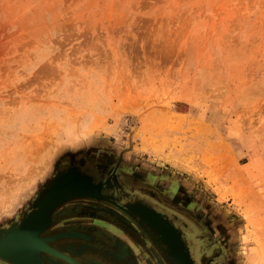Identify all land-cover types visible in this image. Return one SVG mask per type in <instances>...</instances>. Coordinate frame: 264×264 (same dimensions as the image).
Listing matches in <instances>:
<instances>
[{
	"label": "rangeland",
	"instance_id": "374dc122",
	"mask_svg": "<svg viewBox=\"0 0 264 264\" xmlns=\"http://www.w3.org/2000/svg\"><path fill=\"white\" fill-rule=\"evenodd\" d=\"M74 166L147 175L202 261L264 264V0H0V227ZM89 211L120 264H163Z\"/></svg>",
	"mask_w": 264,
	"mask_h": 264
},
{
	"label": "flooded vegetation",
	"instance_id": "af4514ba",
	"mask_svg": "<svg viewBox=\"0 0 264 264\" xmlns=\"http://www.w3.org/2000/svg\"><path fill=\"white\" fill-rule=\"evenodd\" d=\"M108 162L109 161L106 159V163ZM72 168H76V170L80 171L82 175L88 177L90 182L93 184L102 182L101 188L99 189V194L101 195L109 196L116 200L131 199L132 196H137L183 218L193 228V237L198 243V264H209V261L207 260V262L202 261V255L200 254V241L202 240V236L199 234V222L193 219L191 214L186 209H184L185 211L180 210L177 208L180 207L177 204V207H175V203L169 199L171 197H167L164 191L150 187L147 184V175L133 177L114 171V177L109 175L110 173H106V175L104 174L101 179H99L95 177L94 172L91 170L87 172L83 169L84 167L82 169L81 167L78 168L76 166ZM76 201H86L89 203H76ZM64 202L52 210L50 214L51 222L42 231H40L39 236L44 238L47 245L72 257L78 264H120L124 258L123 255H120L121 249L119 246L123 243L122 237L124 236V233H126L124 230L125 228L123 229L118 226L120 231L118 229L116 233L111 232V235H109V233H106V230H103L100 225L94 223L97 218H92L93 215L101 214L89 211L93 208L114 216H111L112 219H109V217L107 218L106 215L102 214L104 217L101 221H109L116 225H120L117 220L121 219L129 226H133L132 230L134 232H139L143 236L145 244L149 245V247L146 246L148 247V251H150L153 255L159 256V259H161L163 264H170L161 248L157 244H154L151 239V233L149 232L150 234H148L145 230L146 228H144L136 218L130 216L123 207L117 206L116 204L108 201L98 200L90 196L71 198ZM10 224L13 225L14 223ZM6 226L0 227V236L4 235V229ZM58 233H69V235L48 238ZM137 237L140 238V236ZM25 252L26 251H23V253ZM74 253L77 254V257L74 256ZM31 256L32 254H28L25 257L24 264H39L37 258L35 259V256L33 257V261L29 263ZM39 258L41 264H50L49 262L51 259H58L64 264H71L62 258L56 257L44 251L39 252ZM0 264L14 263L0 258Z\"/></svg>",
	"mask_w": 264,
	"mask_h": 264
},
{
	"label": "water",
	"instance_id": "95a60500",
	"mask_svg": "<svg viewBox=\"0 0 264 264\" xmlns=\"http://www.w3.org/2000/svg\"><path fill=\"white\" fill-rule=\"evenodd\" d=\"M73 178L76 179V182H74V180L71 181ZM70 182L72 184H69ZM93 188L94 185L91 184L88 177L74 170L57 174L53 178L49 186L46 187L42 194L37 198L35 203L26 212L23 213L17 223L10 229L4 231V235L0 236V241H5L8 239L15 240V238H19L24 226L32 223L34 216L38 212L37 210L41 206H44L46 204V212L43 216V220H41L40 223L36 224L37 226L34 228L32 233V236L37 239V234L42 231L47 225H49L50 214L55 207L71 198L90 196L123 207L130 216L136 218L137 221L143 227H146V229L151 233L154 242L159 245L167 260L171 264H180L181 262L179 255L175 253L174 247L171 243V239H168V237L170 238V233L168 232L169 229L174 231L184 245L185 259L187 260V264H198L195 254L196 244L191 238V228L189 224L183 219L146 199L132 196L131 199L116 200L112 197L97 193L93 190ZM54 195L57 196L48 202V200ZM163 223L167 224L169 227V229L167 228V230L165 231L168 237L163 234L161 228H159V225L161 226L163 225ZM65 235H69V233H58L48 238ZM43 239L44 238H42V240ZM42 240L41 238H39V240H37L38 245L32 249V251L34 252V256L35 258H37L39 264H41L39 258L40 251H44L56 257L62 258L71 264H78L77 261H75L72 257L53 249L44 241L42 242ZM16 254L17 251L4 250L0 248V258L10 261L14 264H20L16 259H14ZM180 257L182 259L184 258L183 255H180Z\"/></svg>",
	"mask_w": 264,
	"mask_h": 264
},
{
	"label": "bare ground",
	"instance_id": "6f19581e",
	"mask_svg": "<svg viewBox=\"0 0 264 264\" xmlns=\"http://www.w3.org/2000/svg\"><path fill=\"white\" fill-rule=\"evenodd\" d=\"M74 182H76V179L74 180ZM57 195H54L52 198H50L48 200V202L50 200H52L53 198H55ZM37 211H38L37 214L33 218V222L24 226V228L22 229V233L19 236V238H17V239L15 238V240L8 239L5 241H2V240L0 241V248L1 249L17 251V254L14 257V259H16L20 264L25 263V257L28 254L29 255L32 254V256L29 259V263L33 261L34 252L32 251V249L38 245V242H37V239L32 236V233H33L34 228L37 226L36 224L40 223V221L43 220V216L45 215V212H46V204L44 206H41ZM49 222H50V219H49ZM163 222H164V220H163ZM163 225H161V226L159 225V228H161L162 233L166 235L165 231L167 230V228L169 229V227L165 223H163ZM168 232L170 233V238L167 235L166 236L168 237V239H171V243H172V246L174 247L175 253L179 255L180 262H181L180 264H187V260L185 259V251H184L185 248H184V245L182 244L180 238L177 237V234L174 231L169 229ZM39 233L37 234V236L40 238ZM148 233H149V231H148ZM152 240H153V238H152ZM42 242H43V240H42ZM153 242H154V240H153ZM23 251H26V252L23 253ZM180 255H183L184 258L182 259L180 257Z\"/></svg>",
	"mask_w": 264,
	"mask_h": 264
}]
</instances>
